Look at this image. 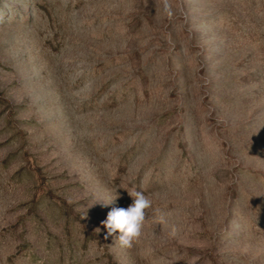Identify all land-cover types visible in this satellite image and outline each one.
Returning <instances> with one entry per match:
<instances>
[{
    "label": "rangeland",
    "instance_id": "rangeland-1",
    "mask_svg": "<svg viewBox=\"0 0 264 264\" xmlns=\"http://www.w3.org/2000/svg\"><path fill=\"white\" fill-rule=\"evenodd\" d=\"M0 264H264V0H0Z\"/></svg>",
    "mask_w": 264,
    "mask_h": 264
},
{
    "label": "clouds",
    "instance_id": "clouds-1",
    "mask_svg": "<svg viewBox=\"0 0 264 264\" xmlns=\"http://www.w3.org/2000/svg\"><path fill=\"white\" fill-rule=\"evenodd\" d=\"M164 12L167 17L171 19L174 15L171 6L165 2ZM129 195L133 198V202L127 207H114L108 214L105 221L102 223L107 229L108 235L119 233L116 243L122 248L131 249L139 241L142 236L144 224L146 222V211L152 209L153 201L144 194L142 191H128ZM118 198L117 191L109 199L104 200L105 205L113 203ZM155 220L158 224L165 226L169 229V236L176 238L179 232L175 224L169 223V213L160 209L153 212ZM99 230V229H98Z\"/></svg>",
    "mask_w": 264,
    "mask_h": 264
}]
</instances>
